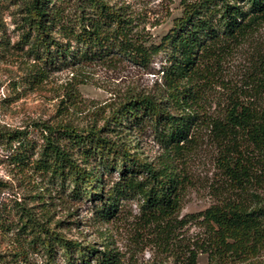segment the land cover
<instances>
[{"label": "trees", "instance_id": "trees-1", "mask_svg": "<svg viewBox=\"0 0 264 264\" xmlns=\"http://www.w3.org/2000/svg\"><path fill=\"white\" fill-rule=\"evenodd\" d=\"M48 1L30 0L24 24L33 35L31 49L37 58H43L41 52L44 61L50 58V66L82 74L85 66L126 61L147 69L160 54L163 64L156 93L127 94L108 113L104 124L113 126L115 139L102 135L104 127L43 126L38 170L68 178L75 195L93 202L102 221L116 217L121 200H136L141 227L151 228L157 249L175 264H198L201 255L206 264H261L264 55L257 53L247 77H225L223 67L232 51L264 24V0L182 3L180 17L158 44L137 29L122 7L103 0H75L74 13L65 14L51 0L48 7ZM212 91L221 92L219 114L207 116ZM144 128L163 150L159 163L120 141L125 131ZM198 131H208L218 145L223 190L203 211L177 220L187 182L174 161L190 150ZM113 172L117 176L105 192L104 176ZM188 223L200 228L199 235L188 246L173 244L178 230ZM33 240L50 254L55 246L64 250L68 264L119 262L113 249L99 250L54 231H38Z\"/></svg>", "mask_w": 264, "mask_h": 264}, {"label": "rangeland", "instance_id": "rangeland-1", "mask_svg": "<svg viewBox=\"0 0 264 264\" xmlns=\"http://www.w3.org/2000/svg\"><path fill=\"white\" fill-rule=\"evenodd\" d=\"M74 1L51 3L60 6L65 14H73ZM103 1L122 7L137 29L151 43L158 44L174 19L180 17L182 3L199 0ZM29 2L0 0V264H68L64 250L55 246L50 254L38 240H33L38 231H54L99 250L113 249L118 254V264H175L157 249L151 228L141 227L136 200H121L116 217L109 222L99 220L94 203L76 196V188L68 178L58 179L36 165L46 134L43 126L68 124L80 130L104 127L102 135L115 139L113 126L104 124L108 113L127 94L158 91L162 55L153 57L147 69L126 61L85 66L82 74L63 66L54 68L50 58L44 61L42 52L43 58H37V52L30 47L33 35H28L24 24ZM257 53L264 55V24L232 51L223 67L224 76L247 77ZM211 93L207 116L219 114L217 97L221 92ZM120 135V141L148 161L161 162L163 150L149 128L131 129ZM218 154L213 136L208 131H198L190 150L174 161L187 182L177 220L203 211L222 192ZM116 176V172L111 176L106 173L105 192ZM261 194L264 199V190ZM199 233L196 224L188 223L178 230L173 244L188 246ZM260 261L264 264V255ZM198 264H206L204 255L199 256Z\"/></svg>", "mask_w": 264, "mask_h": 264}]
</instances>
